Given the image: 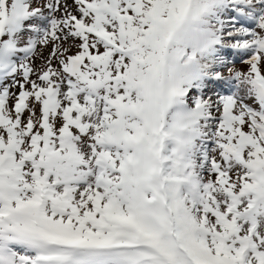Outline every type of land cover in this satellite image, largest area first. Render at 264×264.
Here are the masks:
<instances>
[{"label": "snow or ice", "instance_id": "6c2138e0", "mask_svg": "<svg viewBox=\"0 0 264 264\" xmlns=\"http://www.w3.org/2000/svg\"><path fill=\"white\" fill-rule=\"evenodd\" d=\"M0 264H264V0H0Z\"/></svg>", "mask_w": 264, "mask_h": 264}]
</instances>
